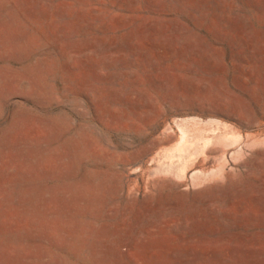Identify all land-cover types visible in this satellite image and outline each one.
Masks as SVG:
<instances>
[{
	"label": "rangeland",
	"instance_id": "rangeland-1",
	"mask_svg": "<svg viewBox=\"0 0 264 264\" xmlns=\"http://www.w3.org/2000/svg\"><path fill=\"white\" fill-rule=\"evenodd\" d=\"M0 264H264V0H0Z\"/></svg>",
	"mask_w": 264,
	"mask_h": 264
}]
</instances>
